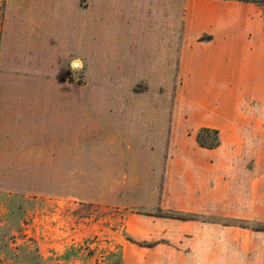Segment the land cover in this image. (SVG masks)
<instances>
[{
  "label": "rangeland",
  "instance_id": "374dc122",
  "mask_svg": "<svg viewBox=\"0 0 264 264\" xmlns=\"http://www.w3.org/2000/svg\"><path fill=\"white\" fill-rule=\"evenodd\" d=\"M175 2L94 0L92 11L119 8L118 21L64 33L66 46L82 58L71 60L68 80L85 85L87 78L88 89L103 93L88 95L89 107H103L87 112L89 132L104 129L98 137L89 134V142L105 141L73 153L85 168L73 163V172L81 173L72 176H49L45 168L40 175L26 174L27 161L0 160V264H264V230L254 229H264V109L257 117L261 123L253 119L234 130V142L224 128L218 147L196 144L188 112L206 103L178 96L175 48L166 51V75L164 55L160 63L159 27ZM4 7L0 0V22ZM138 40L145 47L134 45ZM222 99L209 104L222 106ZM116 104L132 107L133 147L157 145L160 151L125 155L130 163L125 175L114 174L121 171V157L106 143L110 128L122 126L123 118L110 111ZM159 199L167 207L149 206ZM57 202L59 211L52 206ZM150 211L167 216L158 251L128 240L154 245L127 229L130 220L145 233Z\"/></svg>",
  "mask_w": 264,
  "mask_h": 264
},
{
  "label": "crops",
  "instance_id": "0c3cea01",
  "mask_svg": "<svg viewBox=\"0 0 264 264\" xmlns=\"http://www.w3.org/2000/svg\"><path fill=\"white\" fill-rule=\"evenodd\" d=\"M91 1L5 0L0 22V160L27 161L31 171L23 173L40 175L41 168H45L49 176L80 174L73 172V163L75 168H85V165L73 153L85 152L90 142L101 144L105 141L89 142V138H93L89 134L98 137L99 129H104L99 127L89 132L87 124L89 110H103L101 106L89 107V92L103 93L88 89L87 78L85 85H76L67 76L71 60L81 61L82 58L66 46L64 33L102 28L119 19V8L92 11ZM165 13L159 27L163 31V35L160 34L163 71L166 75L167 49L175 48L178 96L199 97L206 103L200 110L191 108L189 124L196 131L201 127L218 129L220 144L225 128L231 131V142H234V130L246 127L253 119L258 121L264 109V15L261 6L238 0H176L175 5L169 4ZM110 45H114L113 42ZM134 45L144 46L141 40ZM88 72L86 76L90 77L92 73ZM95 78L91 76V80ZM214 97L223 98L222 106L213 108L209 104ZM110 108L119 113L117 119L123 118L122 126L110 128V135L106 129V137L110 138L106 143L121 157V171L114 174H129L125 171L130 168L125 155L137 150L151 155L160 151L157 145L156 149L152 145L149 149L133 147L129 137V124L133 120L130 105L116 104ZM166 154L165 151L164 160ZM99 162L100 166L104 165L103 160ZM162 164L167 169V160ZM152 165L158 167L156 162ZM21 168L27 167L22 164ZM262 177L264 179V175ZM52 206L58 211L62 207L58 202ZM149 206L164 208L167 204L159 199ZM144 223L145 233L136 223L132 226L130 220L127 229L136 238L153 240L154 245L145 249L160 250L161 240L167 235V216L147 214Z\"/></svg>",
  "mask_w": 264,
  "mask_h": 264
},
{
  "label": "trees",
  "instance_id": "16d2710c",
  "mask_svg": "<svg viewBox=\"0 0 264 264\" xmlns=\"http://www.w3.org/2000/svg\"><path fill=\"white\" fill-rule=\"evenodd\" d=\"M238 1L252 2L259 6H264V0H238ZM195 140L197 144L202 148L214 149L218 147L220 144L219 131L216 128L201 127L196 132ZM162 216H165V215H162ZM254 229L264 230L261 227H254ZM128 240L135 242L141 246H151L152 245L151 243H146V245H144V243L133 241L130 238H128Z\"/></svg>",
  "mask_w": 264,
  "mask_h": 264
},
{
  "label": "bare ground",
  "instance_id": "6f19581e",
  "mask_svg": "<svg viewBox=\"0 0 264 264\" xmlns=\"http://www.w3.org/2000/svg\"><path fill=\"white\" fill-rule=\"evenodd\" d=\"M75 64L77 65L78 63H77V62H75Z\"/></svg>",
  "mask_w": 264,
  "mask_h": 264
},
{
  "label": "water",
  "instance_id": "95a60500",
  "mask_svg": "<svg viewBox=\"0 0 264 264\" xmlns=\"http://www.w3.org/2000/svg\"><path fill=\"white\" fill-rule=\"evenodd\" d=\"M73 64L76 65L75 62H73Z\"/></svg>",
  "mask_w": 264,
  "mask_h": 264
}]
</instances>
